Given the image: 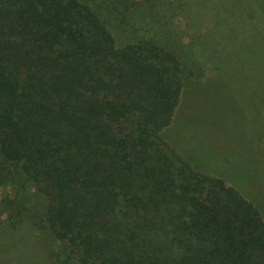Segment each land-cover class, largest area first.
I'll use <instances>...</instances> for the list:
<instances>
[{
	"label": "trees",
	"instance_id": "16d2710c",
	"mask_svg": "<svg viewBox=\"0 0 264 264\" xmlns=\"http://www.w3.org/2000/svg\"><path fill=\"white\" fill-rule=\"evenodd\" d=\"M204 57L264 66V0H0V264H264L260 185L163 135Z\"/></svg>",
	"mask_w": 264,
	"mask_h": 264
},
{
	"label": "rangeland",
	"instance_id": "374dc122",
	"mask_svg": "<svg viewBox=\"0 0 264 264\" xmlns=\"http://www.w3.org/2000/svg\"><path fill=\"white\" fill-rule=\"evenodd\" d=\"M172 18L186 27L182 12ZM204 58L206 76L185 87L163 135L192 162L203 157L244 196L257 194L248 183L260 185L264 200V66L227 63L216 70Z\"/></svg>",
	"mask_w": 264,
	"mask_h": 264
}]
</instances>
